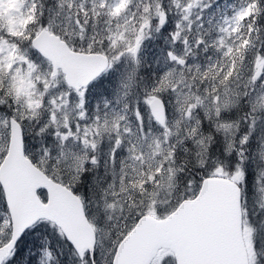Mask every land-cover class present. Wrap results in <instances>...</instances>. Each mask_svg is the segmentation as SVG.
Returning a JSON list of instances; mask_svg holds the SVG:
<instances>
[{"label":"snow or ice","instance_id":"obj_1","mask_svg":"<svg viewBox=\"0 0 264 264\" xmlns=\"http://www.w3.org/2000/svg\"><path fill=\"white\" fill-rule=\"evenodd\" d=\"M0 264H264V0H0Z\"/></svg>","mask_w":264,"mask_h":264}]
</instances>
